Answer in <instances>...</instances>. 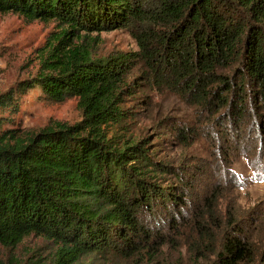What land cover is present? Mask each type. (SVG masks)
Returning a JSON list of instances; mask_svg holds the SVG:
<instances>
[{"label": "trees", "instance_id": "16d2710c", "mask_svg": "<svg viewBox=\"0 0 264 264\" xmlns=\"http://www.w3.org/2000/svg\"><path fill=\"white\" fill-rule=\"evenodd\" d=\"M0 12L60 25L38 74L0 93V113H10L0 117L4 246L41 235L59 247L55 264H74L88 253L150 252L170 242V234L148 229L162 217L173 231L182 226L189 176L159 161L148 138L115 134L129 118L122 105L135 88L128 76L140 56L152 61L165 91L213 126L208 134L175 123L177 140L201 137L210 154L225 156L248 146L243 155L264 180V159L250 158L264 143L247 145L245 133L249 126L264 139V0H0ZM122 28L137 38L140 52L99 57L69 41ZM35 87L52 104L76 97L82 119L26 137L2 129L18 111L17 96ZM167 174L178 184L164 180ZM199 196L190 225L209 242L210 264H264V211L248 226L229 200L222 211L217 185ZM213 206L219 216L210 230L203 220Z\"/></svg>", "mask_w": 264, "mask_h": 264}, {"label": "rangeland", "instance_id": "374dc122", "mask_svg": "<svg viewBox=\"0 0 264 264\" xmlns=\"http://www.w3.org/2000/svg\"><path fill=\"white\" fill-rule=\"evenodd\" d=\"M60 25L55 20H30L16 12H0V93L9 90L18 82L35 77L41 68L42 56L54 45L59 35ZM69 41L83 44L95 56H116L121 52H140L137 38L128 29L104 30L93 32L84 39L70 36ZM152 61L141 57L128 78L135 87L132 94L124 96L122 107L129 116L122 127L115 131L116 136L129 138H148L151 147H156L157 159L176 166L185 175L190 206L186 209L185 221L177 230L169 229L170 221L162 217L149 224V230L156 234H170L171 241L150 252L142 247L140 253L117 252L84 254L74 264H210L214 256L209 247L194 230L191 222L195 218L196 203L201 202L199 194L218 186L226 202L241 210V221L252 226L254 213L264 211V180L260 172L255 173L243 153L244 147L224 155L217 149L210 154L205 139L198 137L193 144H183L175 135L174 124L191 126L202 133H214L213 126L197 121L199 118L180 100L164 90L153 77ZM17 96L18 111L11 115L12 122L3 124L2 129L14 128L20 137L30 136L40 129L59 123L75 124L82 119V111L76 97H70L60 103H50L42 95L39 87L28 88ZM10 113H0L7 117ZM9 118V117H7ZM251 124V121H250ZM122 128V129H121ZM215 128V127H214ZM246 144L256 143L259 147L264 139L258 132L247 127ZM174 129V130H173ZM264 147L257 149L250 158L264 159ZM172 185H177L174 175H165ZM188 181L192 183H187ZM167 181H165L166 183ZM193 193L191 195L190 193ZM212 215L204 217L203 223L212 230L218 220L216 207L211 208ZM264 219V215L261 216ZM189 220V221H188ZM255 223V222H254ZM159 241V240H158ZM218 246V245H217ZM58 245L48 238L37 234L26 236L14 247L0 243V264H55Z\"/></svg>", "mask_w": 264, "mask_h": 264}]
</instances>
